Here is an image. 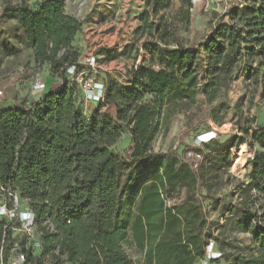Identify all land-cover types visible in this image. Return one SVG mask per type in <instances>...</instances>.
<instances>
[{"label":"trees","instance_id":"16d2710c","mask_svg":"<svg viewBox=\"0 0 264 264\" xmlns=\"http://www.w3.org/2000/svg\"><path fill=\"white\" fill-rule=\"evenodd\" d=\"M174 1L147 0V4L158 15ZM177 1L174 18L158 27V42L146 44L153 63L135 65L129 77L131 87L107 82L104 98L94 102L90 117L77 104L76 95L81 93L69 73L72 67L78 73L86 68L74 44L81 21L66 12L64 0H38L36 7L30 6V0L4 4L2 17L17 24L14 44L31 49L35 62L49 65L62 85L30 107L0 105V193L10 198L4 202L9 208L14 207L11 194L16 193L27 202L17 210L35 214L31 234L18 218L0 217V264H10L18 235L24 256L21 264H43L45 256H50L49 264H197L208 259L210 243L219 256L209 263L217 264L224 257L213 239L200 190L211 191L234 139L218 143L216 138L193 148L203 155L197 169L180 156L152 149L164 120L166 124L164 107L195 97L192 67L198 52L184 46L177 24L189 23L193 2ZM236 10L245 15V27L220 25L203 42L206 73L219 80L231 73L246 30L244 41L250 39L261 58L264 101V0ZM214 97L215 93L210 100ZM125 132L132 139L128 160L112 150ZM237 137L245 142L244 136ZM211 143L212 150L205 154ZM253 143L262 150L251 160L248 193L264 183V126L254 133ZM130 161L151 164L149 178H124ZM248 193L242 208L246 221L257 216L256 199ZM263 252L240 255L237 263L264 264Z\"/></svg>","mask_w":264,"mask_h":264},{"label":"rangeland","instance_id":"374dc122","mask_svg":"<svg viewBox=\"0 0 264 264\" xmlns=\"http://www.w3.org/2000/svg\"><path fill=\"white\" fill-rule=\"evenodd\" d=\"M8 1L15 0H0V105L14 102L18 106L30 107L44 94V91L34 88L36 81L47 85L54 82L56 86H60L62 80L52 72L49 65L41 66L36 63L31 49L14 44L12 37L17 24L14 20L2 17L4 4ZM254 1L256 0H192L189 23L177 24L184 46L198 52L192 67L195 97L178 106L172 101L168 107H164L166 124L164 120L152 144L154 152L187 159L186 153L194 148V139L200 133L216 131L218 143L234 139L227 164L218 170L211 191L208 193L200 190L209 210L213 239L225 252L217 264H240L237 263L238 256H259L264 251V183L258 184L259 189L253 188L249 193L246 192L251 181V160L256 151L262 150L258 144H251V140L257 129L264 126V101L260 96L263 67L258 49H252L250 39L244 41V30L241 55L231 73L220 80L211 78L206 73L208 55L203 42L220 25L245 27V15L236 9ZM64 2L66 12L82 23L74 44L80 50L81 60L87 67V77L104 85L107 82H117L125 87H131L129 77L135 65L140 62L153 63L146 44L158 42V27L174 18L180 5L176 0L169 8L154 15L147 0ZM37 5L38 0H30L31 7ZM235 11L236 14H233ZM12 48L14 51L9 53ZM93 56L97 61L91 67L89 59ZM47 88L44 90H49ZM214 93V99L210 100ZM76 101L85 114L92 116L96 109L95 103L86 101L81 94L76 95ZM237 136H244L245 142L240 143ZM213 146L211 143L203 152H210ZM131 147V135L125 132L112 146V150L128 160ZM150 165L130 161L125 167L124 178L140 175L141 181L148 179ZM247 193L253 194L256 199L257 214L248 221L244 220L242 210ZM9 200L5 193H0V204L8 203ZM26 205L25 200H19L18 207ZM36 237L39 238V233ZM21 238L20 235L17 236L16 247L10 254V264H18L21 260ZM212 248L217 251L214 244ZM40 252L39 249L35 250L37 255ZM50 261V256H45L43 264H49ZM197 264L206 263L199 261Z\"/></svg>","mask_w":264,"mask_h":264},{"label":"built area","instance_id":"2783aa9c","mask_svg":"<svg viewBox=\"0 0 264 264\" xmlns=\"http://www.w3.org/2000/svg\"><path fill=\"white\" fill-rule=\"evenodd\" d=\"M90 61V66L93 67L94 63L97 61L96 57L93 56ZM83 63V62H82ZM84 64V63H83ZM85 65V64H84ZM87 68V67H86ZM86 68L79 73L76 72V68L72 67L69 69L71 77L77 81L79 92L82 94L86 101L91 103L100 102L104 98L105 85L102 82H96L87 77ZM46 87L45 82L36 81L34 88L39 91H44ZM2 94V91H0ZM217 132L214 130H209L203 133L196 135L194 139V148L203 147L204 144H207L217 138ZM187 161L193 169H197L199 164L203 159V155L199 152H196L193 148L187 153ZM14 200V207L9 208L5 203L0 205V217H6L8 219L18 218L21 222V226L26 233L31 234L35 228V214L30 210L18 211V195L11 194ZM36 245H39V242H36ZM213 243H210L207 247L208 259L202 261V263L210 264L209 259L219 256V253L213 250ZM20 261L18 264H21L24 260V256H20Z\"/></svg>","mask_w":264,"mask_h":264},{"label":"crops","instance_id":"0c3cea01","mask_svg":"<svg viewBox=\"0 0 264 264\" xmlns=\"http://www.w3.org/2000/svg\"><path fill=\"white\" fill-rule=\"evenodd\" d=\"M46 87H48L49 90H51V89L56 88L57 86H56V84H55L54 82H49L48 85L46 84ZM46 87H45V88H46ZM48 88H47V89H48ZM49 90H45L44 93H46V92L49 91ZM87 105H88V104H87ZM12 106H16V104H15L14 102H6L5 104L2 105L3 108H5V107H12ZM94 106H96V105L94 104Z\"/></svg>","mask_w":264,"mask_h":264}]
</instances>
